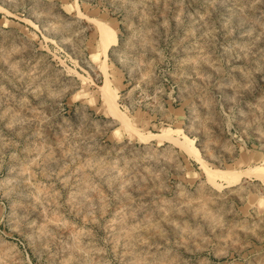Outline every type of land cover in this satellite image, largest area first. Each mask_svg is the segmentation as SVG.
<instances>
[{
  "label": "rangeland",
  "instance_id": "1",
  "mask_svg": "<svg viewBox=\"0 0 264 264\" xmlns=\"http://www.w3.org/2000/svg\"><path fill=\"white\" fill-rule=\"evenodd\" d=\"M260 169L264 0H0V264H264Z\"/></svg>",
  "mask_w": 264,
  "mask_h": 264
},
{
  "label": "bare ground",
  "instance_id": "2",
  "mask_svg": "<svg viewBox=\"0 0 264 264\" xmlns=\"http://www.w3.org/2000/svg\"><path fill=\"white\" fill-rule=\"evenodd\" d=\"M97 26L99 29L100 39H101L103 46H104L103 51H104V53H106L107 50L109 49L110 43L113 42V39H112L111 33L109 32L107 26H105L102 23H98ZM106 95H107V101H108L109 107H110L111 112L114 115V117L118 118L120 120V122L125 123L124 118L120 115V112L117 108V102H116L117 96L114 94V91L110 90L108 87L106 89ZM172 138H174V137H171V140L176 141V139H172ZM190 142L192 143V141H190ZM202 167H203V172L205 174V179H206L205 181H207V183H211L214 186H217V184L215 182V177L222 176V174L217 173L216 171H214L212 169H209L207 166L204 165L203 162H202ZM254 174L258 177H262V176H264V169H260L257 172H254Z\"/></svg>",
  "mask_w": 264,
  "mask_h": 264
}]
</instances>
